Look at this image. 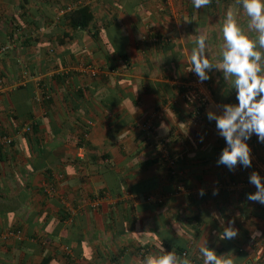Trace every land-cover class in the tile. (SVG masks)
Listing matches in <instances>:
<instances>
[{"label": "crops", "instance_id": "1", "mask_svg": "<svg viewBox=\"0 0 264 264\" xmlns=\"http://www.w3.org/2000/svg\"><path fill=\"white\" fill-rule=\"evenodd\" d=\"M83 5L94 18L73 27L65 15ZM228 23L256 44L264 75L243 0L199 9L192 0H0V137L13 139L0 142V264L45 254L54 264H146L167 256L165 239L190 241L202 261L208 249L221 264H264V205L247 199L264 148L248 140L252 167L230 171L208 119L238 103L234 77L219 67ZM201 37L212 65L203 83L190 70ZM198 94L209 102L195 121ZM143 123L170 146L176 176ZM229 228L237 237L222 239ZM142 246L154 252L140 256Z\"/></svg>", "mask_w": 264, "mask_h": 264}, {"label": "clouds", "instance_id": "2", "mask_svg": "<svg viewBox=\"0 0 264 264\" xmlns=\"http://www.w3.org/2000/svg\"><path fill=\"white\" fill-rule=\"evenodd\" d=\"M209 3L210 0H192L196 9ZM243 7L252 18V26L260 33V46L264 47V0H243ZM223 35L226 50L222 52L223 62L219 67L226 75L234 77L238 103L225 105L221 115L209 112L208 119L215 120L219 135L226 142L218 164L225 165L231 171L238 163L245 169L252 167L251 149L247 141L253 134L256 135L258 143L264 144V75H259L261 54L255 50L256 44L244 36L236 24H226ZM197 45L199 53L193 52L190 58V70L196 73L198 82L203 83L210 78L206 70H210L212 65L207 59H202L205 39L201 37ZM249 183L253 184L257 191L248 194L247 199L264 205V183L261 177L253 173L249 177ZM212 194L218 195V190H214ZM198 195L203 197L205 190L199 189ZM237 235L238 232L234 228H229L225 229L221 238L231 240ZM201 252L205 257V264H221V259L213 251L201 249ZM174 262V255L169 254L159 259L149 258L146 264H174ZM184 264H187V261ZM224 264H232V261L226 259Z\"/></svg>", "mask_w": 264, "mask_h": 264}, {"label": "trees", "instance_id": "3", "mask_svg": "<svg viewBox=\"0 0 264 264\" xmlns=\"http://www.w3.org/2000/svg\"><path fill=\"white\" fill-rule=\"evenodd\" d=\"M65 16H67L68 19H70V24L73 27H88V25L91 23V21L94 18L93 11H92L91 7L88 6V5H83V6L76 7L75 9H71V10L67 11V15H65ZM92 75L96 76V73L92 74ZM59 78H60V76L58 77V79ZM189 101L192 102V107H191L192 108L191 109L192 115H191V117L195 121H200V119H202V115H203V113L205 111V108H206L205 104L203 103L202 105H199L198 98H195L194 100L189 99ZM196 110L201 111L200 115H199L200 118H195L194 117V114H195ZM33 126H34L33 124H30L28 126L30 129L28 130V132H26V133L30 134L27 137L31 138L32 141L36 140V137L33 134H31V132L33 133V129H34ZM82 130H83V134L82 135H86L87 132H88L87 131L88 129L82 128ZM153 135L154 134H153V131H152L151 135L150 134H146V138L148 140H151V142L155 145V150H156V153H157L156 157L158 158V160L161 163L164 164V167L169 170V172H170V174L172 176H176L178 174L177 171L179 170L177 168V158H176V156L174 155V153L172 152L170 146L168 145V143L166 141L160 140V139L157 140V139L153 138L154 137ZM12 142H13V139H12ZM12 142L10 144H12ZM160 142H163L168 147V149L170 151V154H171V157L174 160L173 167L167 166L165 160L161 157V152H160V149H159V146H158L160 144ZM250 143H253L254 146H256V145L258 146L259 145L258 148H264V144L257 142L256 135H254L252 137V141ZM80 145H81V143H80ZM225 147H226V143H225ZM225 147L223 146V148H225ZM257 151H259V149H257ZM262 159H263V162H264V158H262ZM173 171L174 172L176 171V172L173 173ZM165 241H166V243H165ZM165 241H162V248L161 249L164 248L166 250V252H167L166 255L176 254L179 257V259H180V263H176V264H184L185 261H187V264H188L190 260H194V264H205V261H202V259H199L196 255H193V254L190 253V246L192 245L190 243V241H185L184 239H176V240L165 239ZM157 250L159 251V248ZM152 252H154V251H153V249L151 250L150 247L142 246V247L138 248L137 254L140 255V256L145 257V255L150 254ZM54 259H56L55 256H53L51 254H45L37 264H54V262H53ZM66 264H72V260L68 259V262Z\"/></svg>", "mask_w": 264, "mask_h": 264}, {"label": "built area", "instance_id": "4", "mask_svg": "<svg viewBox=\"0 0 264 264\" xmlns=\"http://www.w3.org/2000/svg\"><path fill=\"white\" fill-rule=\"evenodd\" d=\"M92 74H95L94 72ZM193 88H195L194 86H192ZM198 98V101H199V105H202L203 103L205 104V107L207 106L208 102H209V97L208 95L206 94H198L197 96ZM200 112L199 110H196L195 114H194V117L195 118H200ZM141 128L145 131L146 134H152V129L151 127L146 123V124H141ZM30 128L28 127L27 128V131L29 130ZM255 134H253L254 136ZM252 136V137H253ZM252 137L251 139L249 140V142L252 141ZM0 142L3 143V144H10L12 142V137H9V136H1L0 137ZM159 146V149H160V152H161V157L165 160L167 166L169 167H173L174 165V160L173 158L171 157V154H170V151L168 149V147L163 143V142H160V144L158 145ZM176 172V171H175ZM173 171V173H175ZM263 172H264V165H263ZM260 174V172L258 173V175ZM261 176V180H262V183H264V174L263 175H259ZM188 264H194V260H190Z\"/></svg>", "mask_w": 264, "mask_h": 264}]
</instances>
